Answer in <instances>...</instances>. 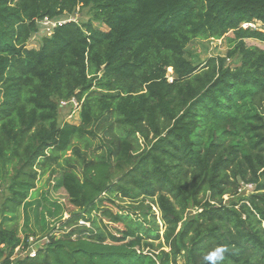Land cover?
<instances>
[{
	"label": "trees",
	"instance_id": "trees-1",
	"mask_svg": "<svg viewBox=\"0 0 264 264\" xmlns=\"http://www.w3.org/2000/svg\"><path fill=\"white\" fill-rule=\"evenodd\" d=\"M228 33L225 57L186 58ZM246 40L264 45V0H0V264H264V50ZM46 173L72 211L31 198ZM29 238L46 242L12 258Z\"/></svg>",
	"mask_w": 264,
	"mask_h": 264
},
{
	"label": "rangeland",
	"instance_id": "rangeland-1",
	"mask_svg": "<svg viewBox=\"0 0 264 264\" xmlns=\"http://www.w3.org/2000/svg\"><path fill=\"white\" fill-rule=\"evenodd\" d=\"M67 18H70V19L72 18L74 20L86 21L89 19V14L87 12V9H83L81 11H76L72 15L64 17L63 19H67ZM93 25L97 28L102 29V30L105 29V27L103 25H101L100 23H93ZM42 35H43V33L41 32V33L36 34L33 38H31V40L28 43V48L37 49L39 47V42H40ZM228 37H232L231 33H228V35H226L223 38L218 39V40H215V39H209V40L194 39L186 47V58L188 60L194 62V63H198V62H203L210 57H225L226 52L229 49V43L226 39ZM245 44L248 47L249 46H255V47H258V48L264 50V45H262L261 43H258L256 41H253V40H246ZM226 63L228 64L229 62L226 61ZM168 72H170V71L168 70ZM79 110H80V106L73 107L70 104L59 109V121H60V123L68 122L71 124H78V122H79V117H78ZM75 145L78 146V148L83 153L91 154V153H97L98 152V150H99L98 147H99L100 143H99V140L92 141L91 146L89 147L88 150L84 147V144H82V143H75ZM70 156H72V152L67 151L63 157H70ZM50 185H51V179L49 177V173H46L45 175L40 176L38 181L36 182V188L32 192L31 198H33V199L39 198L40 194L48 192L49 196L52 199H55V200L59 201L60 203H62L63 207L67 211H72L74 208H72L68 204V202L64 198L63 194L61 192L52 191L50 188ZM2 191L3 190H0V201L3 199V197L5 195V192H2ZM249 191H251V190H249ZM223 199H224V201H226L228 199V196L227 195L224 196ZM117 203H121V204L125 205L128 203V200L127 199L119 200V201H117ZM152 211H154L155 219H156L158 226H159V232H160V235H162L164 228H163L162 222L160 220V213H159L158 209H156L153 206H152ZM21 224H22V218L19 216L15 225H13V226H15L17 229H19L21 227ZM99 225H100V227L107 229L109 234H113V232H114L113 228L114 227L113 226H107V222L105 220L100 221ZM117 227H119V226H117ZM20 236H21V234H20ZM159 242H162V241L161 240L154 241L155 245H157ZM20 251L22 252L21 247H20ZM21 255H24V254H21ZM16 257H20V256L16 255L13 252L12 258H16ZM20 258H22V257H20ZM178 264H183V260L180 259L178 261Z\"/></svg>",
	"mask_w": 264,
	"mask_h": 264
},
{
	"label": "built area",
	"instance_id": "built-area-1",
	"mask_svg": "<svg viewBox=\"0 0 264 264\" xmlns=\"http://www.w3.org/2000/svg\"><path fill=\"white\" fill-rule=\"evenodd\" d=\"M69 21H75L74 19H59V20H50L47 17L43 18L42 20H40L38 23L41 27V29L44 31V33L48 34L50 33L51 29L54 28L56 25H61L65 22H69ZM244 27L250 26L252 28H254V25L252 24H245L243 25ZM72 105L73 107H78V103L76 102V100L74 98H72L69 102H60V107H65L66 105ZM245 190L246 192H249V190H252V186L251 185H243L240 189L239 192ZM79 224L81 225H87L86 223H84L83 221H80ZM46 242V238H43L41 240L35 241V239L33 238H29L28 239V246L25 250H23V248H21L22 252L20 251V247H17L14 250V253L16 255H19L20 257H24L26 255H28L29 257H35V253L37 248H40L41 245H43V243ZM24 254V255H21ZM19 258V257H16Z\"/></svg>",
	"mask_w": 264,
	"mask_h": 264
},
{
	"label": "clouds",
	"instance_id": "clouds-1",
	"mask_svg": "<svg viewBox=\"0 0 264 264\" xmlns=\"http://www.w3.org/2000/svg\"><path fill=\"white\" fill-rule=\"evenodd\" d=\"M223 249H218L215 252L209 254L208 259L211 261V264H215L217 258H222L220 254L223 252Z\"/></svg>",
	"mask_w": 264,
	"mask_h": 264
}]
</instances>
